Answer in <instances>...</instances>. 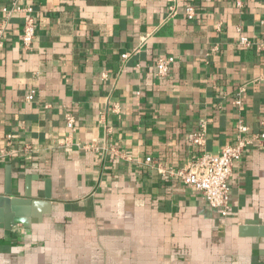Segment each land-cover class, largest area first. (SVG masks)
<instances>
[{"label":"crops","instance_id":"0c3cea01","mask_svg":"<svg viewBox=\"0 0 264 264\" xmlns=\"http://www.w3.org/2000/svg\"><path fill=\"white\" fill-rule=\"evenodd\" d=\"M11 1L0 0V148L11 154L0 195L28 194L37 205L19 215L37 220L0 228V264H264V230L244 229L264 227V137L233 164L224 217L168 171L198 154L186 134L200 120L212 153L239 118L248 137L264 133V0H17L34 9L30 48L20 15L1 11Z\"/></svg>","mask_w":264,"mask_h":264},{"label":"built area","instance_id":"2783aa9c","mask_svg":"<svg viewBox=\"0 0 264 264\" xmlns=\"http://www.w3.org/2000/svg\"><path fill=\"white\" fill-rule=\"evenodd\" d=\"M235 4L242 6V1L235 0ZM1 11L5 17L12 14L20 15L22 21L21 41L25 48H30L35 38V13L33 7L30 4H20L17 0H12L10 5H3ZM196 14L195 5L186 3L183 9L185 18L188 20L194 19ZM5 38L4 23H0V47L3 45ZM239 44L243 47L248 46L249 40L246 37H240ZM120 56L121 58H125L127 53H121ZM173 60V56L171 55L157 57L153 62L156 75L160 77L167 76ZM259 79L264 80V73H262ZM246 86V83L239 85L233 96V103L240 113L243 109L242 99ZM34 93V89L31 90L26 95V99L28 101L32 100ZM74 125L75 118L72 113H65V126L69 130H74ZM235 129V140L223 145L217 153H212L205 149V122L204 120L198 121L197 126L186 134L187 142L199 148L198 154L192 161L174 170H168L170 174L178 176L185 185L199 193L207 205L215 209L223 217L227 215L229 209L228 178L233 164L242 158L245 149L253 140L264 137V133L248 137V127L242 122L241 118L238 119ZM23 148L28 151L29 145L26 144ZM9 156H11L10 151L0 148V160H5ZM145 160L148 163L153 161L150 156H147Z\"/></svg>","mask_w":264,"mask_h":264},{"label":"water","instance_id":"95a60500","mask_svg":"<svg viewBox=\"0 0 264 264\" xmlns=\"http://www.w3.org/2000/svg\"><path fill=\"white\" fill-rule=\"evenodd\" d=\"M9 180V178H7V181ZM26 197H15V196H10L9 195V190L6 189L5 190V194L4 195H0V228H10L11 225L15 224V223H23V224H28L30 223V221H36L37 219L32 217V219H23L22 217H20L19 215V206H30V205H37V201H33L31 199L28 198V194H26ZM49 195H46V197L48 198ZM45 206H48V203L45 202ZM31 218V217H29ZM246 224H251V225H255L256 222L255 221H246ZM245 230H250L253 231L254 234L255 232H258L259 229V233L263 232L264 227H250V228H244Z\"/></svg>","mask_w":264,"mask_h":264}]
</instances>
